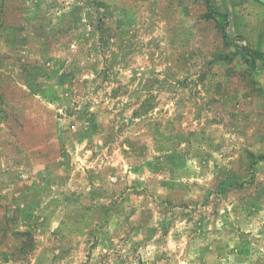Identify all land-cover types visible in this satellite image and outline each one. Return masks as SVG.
Listing matches in <instances>:
<instances>
[{
  "label": "rangeland",
  "instance_id": "rangeland-1",
  "mask_svg": "<svg viewBox=\"0 0 264 264\" xmlns=\"http://www.w3.org/2000/svg\"><path fill=\"white\" fill-rule=\"evenodd\" d=\"M0 264H264V0H0Z\"/></svg>",
  "mask_w": 264,
  "mask_h": 264
},
{
  "label": "trees",
  "instance_id": "trees-1",
  "mask_svg": "<svg viewBox=\"0 0 264 264\" xmlns=\"http://www.w3.org/2000/svg\"><path fill=\"white\" fill-rule=\"evenodd\" d=\"M225 37H226V35H225ZM253 56H255V57H256V55H255V54H253ZM255 57L253 58V60H254V61H255V59H256ZM253 63H254V62L252 61V63H251V64L254 66V64H253Z\"/></svg>",
  "mask_w": 264,
  "mask_h": 264
}]
</instances>
